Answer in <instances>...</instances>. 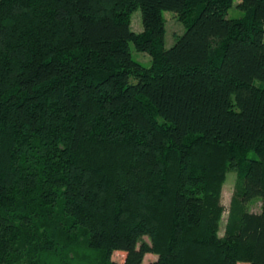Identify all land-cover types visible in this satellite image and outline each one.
Masks as SVG:
<instances>
[{
	"label": "trees",
	"instance_id": "obj_1",
	"mask_svg": "<svg viewBox=\"0 0 264 264\" xmlns=\"http://www.w3.org/2000/svg\"><path fill=\"white\" fill-rule=\"evenodd\" d=\"M234 1L0 0V264H264V0Z\"/></svg>",
	"mask_w": 264,
	"mask_h": 264
},
{
	"label": "rangeland",
	"instance_id": "obj_2",
	"mask_svg": "<svg viewBox=\"0 0 264 264\" xmlns=\"http://www.w3.org/2000/svg\"><path fill=\"white\" fill-rule=\"evenodd\" d=\"M237 2L238 0H235L233 6L228 10L226 15L227 19L237 20L243 17L244 15L243 11L239 10L236 6ZM163 18L165 20V28H166L164 48L169 49L174 45L176 38L184 33L185 28L177 20L176 15L173 12L170 11L163 12ZM131 30L135 33H139L143 30L140 9H137L131 15ZM130 50H131L132 59L135 62L139 63L145 68L151 66V58L147 54L137 52L132 44H130ZM250 157H252V154L250 155ZM234 181H235V173L233 171H228L226 175V181L221 191V204L224 206L225 212L222 215L219 236H222L224 232V226L227 218L226 210L228 209L229 202L233 193ZM251 210L252 212L255 213L259 212V204L253 205L251 207ZM155 260H156L155 255H146L142 264H150Z\"/></svg>",
	"mask_w": 264,
	"mask_h": 264
}]
</instances>
